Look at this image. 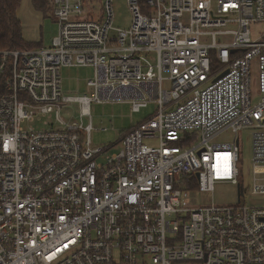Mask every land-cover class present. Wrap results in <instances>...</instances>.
I'll use <instances>...</instances> for the list:
<instances>
[{
	"label": "built area",
	"instance_id": "1",
	"mask_svg": "<svg viewBox=\"0 0 264 264\" xmlns=\"http://www.w3.org/2000/svg\"><path fill=\"white\" fill-rule=\"evenodd\" d=\"M47 2L51 44L0 49V264H264V0H127V29L113 0ZM74 66L94 68L84 95L63 91ZM93 102L156 111L111 151L64 117ZM229 183L236 203L183 204Z\"/></svg>",
	"mask_w": 264,
	"mask_h": 264
},
{
	"label": "rangeland",
	"instance_id": "2",
	"mask_svg": "<svg viewBox=\"0 0 264 264\" xmlns=\"http://www.w3.org/2000/svg\"><path fill=\"white\" fill-rule=\"evenodd\" d=\"M99 3V8H101ZM114 26L127 29L132 24V13L129 9L127 0H113ZM18 15L23 24V35L28 41L39 42L42 40L44 46H49L53 37L57 34V24L49 13L45 15L42 11L35 9L32 0H22ZM253 30L264 32V22L253 24ZM232 40V38H227ZM63 77V91L70 96L84 95L87 93V82L94 76V68L90 66L63 67L61 69ZM252 99L253 103L258 101V73L254 68L252 74ZM156 111L155 105H150L141 109L139 112L132 111V106L127 102L97 103L93 102L90 106V116H80L78 104L73 103L64 109V117H74L84 126L92 124L91 141L94 147H110L129 131L133 126L145 121ZM252 126L243 127L238 135L241 150V181L246 191L251 185V169L253 167V132ZM232 129H227L219 134L214 143H232L234 138ZM87 137V133L85 134ZM150 142H154L151 140ZM119 146H113L111 151H116ZM238 188L236 185L220 184L213 193H192L188 200L183 199V204L203 205V203L216 202L219 204L236 203Z\"/></svg>",
	"mask_w": 264,
	"mask_h": 264
},
{
	"label": "trees",
	"instance_id": "3",
	"mask_svg": "<svg viewBox=\"0 0 264 264\" xmlns=\"http://www.w3.org/2000/svg\"><path fill=\"white\" fill-rule=\"evenodd\" d=\"M22 0H0V49H30L44 46L28 41L23 35V24L18 15ZM35 9L49 13L47 0H32Z\"/></svg>",
	"mask_w": 264,
	"mask_h": 264
},
{
	"label": "water",
	"instance_id": "4",
	"mask_svg": "<svg viewBox=\"0 0 264 264\" xmlns=\"http://www.w3.org/2000/svg\"><path fill=\"white\" fill-rule=\"evenodd\" d=\"M239 196H240V187H239Z\"/></svg>",
	"mask_w": 264,
	"mask_h": 264
}]
</instances>
